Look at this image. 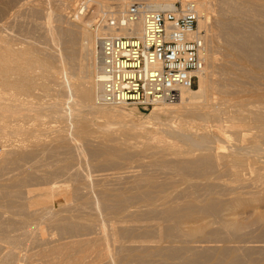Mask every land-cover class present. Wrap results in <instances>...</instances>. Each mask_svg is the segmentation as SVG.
I'll list each match as a JSON object with an SVG mask.
<instances>
[{
	"label": "bare ground",
	"instance_id": "6f19581e",
	"mask_svg": "<svg viewBox=\"0 0 264 264\" xmlns=\"http://www.w3.org/2000/svg\"><path fill=\"white\" fill-rule=\"evenodd\" d=\"M24 1L21 5L19 2L16 3H19L17 9L14 8V4L10 5L9 1L4 5L1 2L3 6L0 8V142L8 143V145L0 146V239H2L0 242L7 244L13 250L16 246H20L21 243L17 245L20 241L19 237L12 238L13 234H11L9 238L6 234L18 226L20 228L31 226L32 224L29 223L43 216L39 215V211L49 207L50 212L46 213L48 218L46 223L52 226L54 231L56 230L57 240L50 239L53 234L47 237L48 240L43 238V232H41L42 235L39 233L41 236H38L39 239L38 237L36 241L33 239L34 243L41 244V247L38 244L41 249L45 247L41 252H37L42 258V260L36 258L41 261L40 264H258L259 261L256 262L253 258L255 251L252 253L246 247L245 250L243 248L242 250H239L240 248L229 249L230 247L222 250L221 248L214 254V249L218 247L220 249L223 244L218 247L210 245L207 247L203 246V243L213 242L214 244L217 240L222 241V238L230 236L229 230L234 232L230 236L232 239H237L238 234H241L239 233L241 229L239 230L237 225H232L224 218V215L234 210L235 204L237 208H240L239 203L241 205L244 201L241 199L240 202L237 190L243 189L241 191L244 192L245 187L251 185V188L257 190L255 191L257 194L259 193L257 196H263L264 193V161H258L259 167L251 169V176V172L255 175L254 181L246 177L245 180L243 174L241 175L243 163L247 157L251 154H262L263 157L264 154L261 148L262 146L264 149V5L260 3V0H219L218 7L221 6L219 9L221 12L226 11L224 17L229 19L225 23L226 28L220 25L223 30H227L224 37L226 36L225 41L228 43L226 45L230 54L228 57L232 60L226 67L219 68L216 87H212L211 80L208 78L210 76H207V69L208 66H214L215 61L208 55L206 37H201L204 43L202 56L204 70L198 76V88L191 91L180 90L178 99L173 103L156 105L152 109L150 118L157 128L152 131L150 128L151 133H147L145 137L135 134L136 130L142 129L141 124L132 125L116 121L117 115L114 113L118 112L122 114L120 116H124L118 108L125 107H107L97 103L99 97L97 84L99 40L104 36L139 38L142 35V21L139 20L124 29L111 30L107 27L109 19L106 21L107 14L104 12L102 16H99H101V21L106 23L103 25L101 22L102 25H99L93 33L89 29L90 22L84 23L80 18L83 16L82 13H76V18L74 16L76 20L73 18L74 21L71 22L66 18L67 22L64 17L66 9L60 5L64 4H59L61 0H58L59 5L56 8H53L56 5L53 2L52 9L49 6L50 10L44 7L48 1L45 3L41 0L43 12L48 11L47 17L41 14L46 17L42 19L48 20L51 24L44 25L46 26L43 30L44 35L39 37L44 23H39L40 19L32 14L31 18L36 17L37 21L39 20L38 23L42 24L41 28L43 27L41 30L37 27L39 32L36 27H33L36 28L35 30L31 28L34 32H38L37 37L41 38L38 42L42 47L38 42L35 43L36 37V39L32 38L36 36L32 30L33 36L30 35L32 33L29 34V31H24L36 41H33L34 44L27 41L29 44L24 45L21 37L19 39V36H16L20 34V32L16 33L21 31L18 27L22 26L23 19L19 20L20 23L22 22L21 25L16 26V35H9L14 30V25L11 23L15 24L13 19L17 17L21 8L29 7L30 11L36 13L37 2L33 1L36 2L33 5L32 1L28 3ZM38 1L40 4V0ZM129 1L115 0V8L110 9L113 19L121 18ZM139 1H143L147 8L153 10H170L174 5V0ZM187 1L189 0H183V2ZM68 2L65 3L68 4ZM194 3L198 14L199 32V29L204 28L207 9L203 0H194ZM32 5L36 10H33ZM41 8L38 7L37 11H41ZM10 11L13 12L9 13ZM97 11L100 12L99 8ZM26 14L20 15L23 17ZM28 17H30L29 12ZM31 24L34 26L35 23L31 22ZM218 27H213L216 29L214 30L215 36L213 34L214 38L220 35L223 37ZM217 31L220 33L219 36H217ZM21 34L23 36V33ZM29 35L26 39L30 38ZM18 39L19 45L22 41L24 46L16 45ZM216 66L220 65L216 64ZM36 90L41 91L43 95L34 96ZM47 94H53V97L46 96ZM44 97H51L52 101L45 103L42 101ZM35 98L36 101H34ZM66 98L69 99L67 101L71 102L72 99L74 101L67 103L64 101ZM91 108H94L97 114L93 112L92 115L105 119L104 123H101L102 121L98 124L94 123L95 118L91 116L89 118L93 120H90L87 118L88 114L85 117L82 116L85 115L82 114L83 111L88 112ZM105 108H112V110L102 111ZM53 120L62 121L65 125L51 126ZM114 127L116 129H113ZM160 127H166V130ZM117 129L123 132L122 135H126L124 137L130 136L132 139L145 140L146 144H144L148 148L142 144L145 149L138 152L134 150V153H131L133 149L130 145L129 148L132 151L126 146L124 153L122 152L124 144L121 145L120 142L118 147L105 144V142L114 143L118 136L115 137L116 139L112 136V142L104 137L111 136L114 134L112 131L117 132ZM194 131L196 134L192 135ZM197 132L202 134H197ZM97 134L101 135V137L98 136L101 141L95 140L94 136ZM165 134L169 135L171 142L163 140L167 138ZM229 137H235L234 140L239 139L240 142H246L248 145L239 148L233 145L232 141L229 144ZM121 138L123 136L119 139ZM138 140L134 139L137 142ZM140 146L137 148L140 149ZM128 149L130 152L127 151ZM86 157L90 158L91 162L93 158L101 160L98 159L100 160L98 165L94 166L89 160L86 162ZM132 158L136 159L134 161L136 164L130 160ZM128 159L132 161V164L126 162L127 165H135L134 167L141 169L143 174L135 173L136 169H131L132 167L130 169L135 172L128 170L126 165L119 163V160L124 162ZM145 159H148V162H144ZM81 164L84 165L81 168L86 167V170L82 168V172L79 170ZM120 164L123 170L120 169ZM244 164L246 165L247 162ZM48 165H52L51 169ZM108 171V175L114 172L109 176L113 179V182L111 181L113 188H109L110 182L108 181L107 185L104 180L95 181L96 185H93L92 175L95 172L100 175ZM225 176L231 179H227L228 185L220 181L226 178ZM248 181L253 183L250 182V184ZM64 186L65 188L62 189ZM178 186H183L184 189L181 190L179 187L181 191L176 189L171 196L172 189L169 187ZM66 187L69 188L70 200L74 199V202L79 204L75 206L77 208L63 207L60 209V203H65L67 199L65 197L69 196ZM80 187H83L82 190ZM84 187L89 193L85 192ZM166 189H170V193ZM64 190L65 194L67 192L66 196L62 193ZM82 192L91 195L90 198H87L88 196L83 198L86 194ZM250 192L249 194L239 193L247 196L242 197L248 198L254 193ZM165 193L170 195H165ZM250 200L242 204L248 206L247 203ZM138 204L142 206H140L139 213L137 212L139 208H136V211L132 209V211L139 214L138 219L141 218L139 224L142 225L141 223H145L146 220L156 221V226L153 227V222L152 226H137L138 219L133 217L135 213H129V211H131L130 207ZM127 214L137 219L136 226H134L133 218L130 219L131 221H128L129 217L124 218ZM6 215L7 221L4 222ZM13 216H20L18 218L22 217V219L16 222ZM123 218L127 222L122 221ZM186 220L188 222L183 224ZM207 220L211 222L210 225L217 226L209 231L207 230L210 225L205 226L206 231L201 227L189 228V225H200L199 223ZM262 221H260L262 227L261 229L259 227L260 232L257 237L264 241V220ZM110 222L116 224L111 223L109 226ZM129 223H133V226H125ZM117 224L121 226L115 227ZM107 225L109 229L111 227V230H107L110 233L105 232ZM183 225L188 226L187 229ZM24 228L21 230L24 231ZM17 233L20 232L17 231ZM32 236L34 237V234ZM201 238L203 242H196ZM194 244H199V246H194ZM0 250L2 251V248ZM10 252L12 253H9L10 255L4 258V261L0 259L3 261L1 264L19 262V259H15L16 254L13 251ZM35 252L33 255L39 256ZM27 254L30 255V253ZM21 258L22 261L23 257Z\"/></svg>",
	"mask_w": 264,
	"mask_h": 264
},
{
	"label": "rangeland",
	"instance_id": "374dc122",
	"mask_svg": "<svg viewBox=\"0 0 264 264\" xmlns=\"http://www.w3.org/2000/svg\"><path fill=\"white\" fill-rule=\"evenodd\" d=\"M8 1H9V3L11 2V4L10 5H13L14 4V8L15 9H17V7H19V5H21V3H23L21 0H19V1H16L15 2V0H0V8H1V6H3L4 4H6V3H8ZM14 1V2H13ZM32 1V3H33V5H34V3H36L37 2V6L38 7H42L41 8V11H42V13H41V11L39 10V11H37L38 10V7H36L37 8V10H36V8H35V6H33V10L35 9L36 10V13L34 12V11H30V8L29 7H27V9L26 8H24V9H20V12L18 13V15H17V17L16 18H14L13 20H14V22H15V24L12 22L11 24H13L14 25V30H13V32H12V34H9V33H11V32H9L8 34L9 35H16V34H18L19 32H20V34L19 35H16V36H19L18 38L20 39V37H21V39L24 41V45H25V43H27V44H29V42H27V41H30V44H34L33 43V41H36L35 43H37L41 38H39V37H43V35H44V32H43V30H45V27L46 26H44V25H47L48 26V24L50 23L48 20H43L44 18H46L47 16H46V13H48V11L46 10V12H43V6H41L42 4H41V2L42 1H44L45 3L48 1H52V0H40V4H39V1L38 0H25L24 2L25 3H28V2H31ZM33 1H36V2H33ZM60 1V0H59ZM113 1V2H112ZM129 1V0H128ZM177 0H174V3L176 2ZM189 1H191V0H189ZM194 1V0H193ZM204 2H205V5H206V17H205V25H204V28L202 27L201 29H203L202 31H201V29H199V34H200V37H203V36H205L206 37V39H207V51H208V55H210L209 57L210 58H212L213 59V61H215V63L213 64L214 66H208L209 68L207 69V76H210V77H208L210 80H211V85H212V87H216V81L218 80L217 79V77H219L218 76V73H219V68L221 67V69L222 68H224V67H226L227 65H228V62H230L231 60H232V58H230V57H228V55H230L229 54V50H228V46H226L228 43H226L227 41H225L226 40V36L224 37V33H226L227 32V30H223V28H222V26L224 27V28H226L227 26H226V21H227V19H228V17H226V20H224L225 19V17H224V15H225V9H224V11L225 12H221V9H219V8H221V6H219L218 7V3L220 2L219 0H203ZM261 1H264V0H260V3L262 4V5H264V2H261ZM3 3V5H2V3ZM17 2H19L18 4H16ZM43 2V3H44ZM46 3L45 5H44V7L46 8V9H48V10H50L49 9V6H51V4H53L54 5V3L53 2H55L56 3V5H54V7L53 6H51L50 8L52 9V7L53 8H56V6L58 7V5L60 4V3H63L64 5H62V4H60L61 6H64L65 7V9H66V12H64L65 13V15H64V13H63V15H64V17H65V20H66V18H67V20L69 21V22H71V21H74L73 20V18H74V16H75V18H76V13L78 14H80V13H82V15L83 16H80V18H82V21L85 23H87L88 21L90 22V27H89V29L94 33V30H96V28L99 26V25H102V24H100L102 21H101V16H102V13H104V14H107L106 16H107V19H106V21L109 19H111L112 18V13H111V10H113L114 8H115V4H114V2H115V0H70L69 2H68V0H64V2H63V0H61L60 2H59V4L57 3L58 2V0H53L52 1V3L50 2V3ZM65 2H68V4L67 3H65ZM72 2V3H71ZM74 2V3H73ZM143 3V1L141 2V1H139V0H131V1H129V2H127V5L128 6H130V5H132V4H142ZM47 4H49L48 5V7H46V5ZM65 4H67L66 6H68L69 4L71 5H69L68 7H66L65 6ZM89 4V5H88ZM144 4V3H143ZM9 5V4H8ZM16 5H18V6H16ZM102 7V9H100V7ZM107 5V6H106ZM127 6V7H128ZM70 7V8H69ZM29 8V9H28ZM98 8H99V10H100V12L99 11H97L98 10ZM40 9V8H39ZM64 9V10H65ZM108 9V10H107ZM111 9V10H110ZM24 12H22V11ZM32 10V9H31ZM106 10V11H105ZM222 10H223V8H222ZM45 11V10H44ZM69 11V12H68ZM108 11H109V13H108ZM13 11H10L9 13H12ZM22 12V13H21ZM25 12H27V14L25 13ZM28 12H29V16L30 17H28ZM37 12H39L38 14H39V16H38V14H37ZM66 13H67V15H66ZM97 13V14H96ZM223 13V14H222ZM227 13V12H226ZM20 14H22V15H24V14H26V16H21ZM31 14V15H30ZM32 14H35V16H37V19H40V22H39V20L37 21V19H36V17H34L35 19H33V18H31L32 17ZM41 14L42 15H45V16H41ZM112 14V15H111ZM21 16V18H20V16ZM99 15H101V16H99ZM18 16H19V19H18ZM30 18V19H33L34 21H36V22H34L33 20H30V19H28V18ZM40 17V18H39ZM42 17H44L43 19H42ZM74 18V19H75ZM16 19V20H15ZM23 19V23H22V26H20V27H18V25L20 24L21 25V23H20V21ZM24 19H25V21H24ZM28 21H27V20ZM42 19V20H41ZM48 19V18H47ZM12 20V21H13ZM20 20V21H19ZM66 20V21H67ZM76 20V19H75ZM229 20V19H228ZM30 21V22H29ZM47 21V22H46ZM67 21V22H68ZM92 21V22H91ZM17 22H18V24H17ZM25 22V23H24ZM31 22L32 23H35L34 24V26H33V24H31ZM44 23L43 24V29L41 28V26H42V24L40 25L39 23ZM52 22V21H51ZM27 23V24H26ZM30 23V24H29ZM103 23V22H102ZM106 23V22H105ZM105 23H103V25L105 24ZM17 24V25H16ZM29 24V25H28ZM38 26H37V25ZM51 24V23H50ZM49 24V25H50ZM208 24V25H207ZM222 26H221V25ZM224 24V25H223ZM28 26V28H27V26ZM39 25H40V27H39ZM54 25V24H53ZM215 25H220L219 27L218 26H215ZM18 27V30H21V31H18L17 32V27ZM207 26H209L208 28H210V29H208L207 28ZM33 27H38L40 30L42 29V31H40L38 28L36 29V28H33ZM213 27H218V29H221V30H218L221 34H223L222 36L223 37H221V35L219 36V32H218V35L217 36H219V37H215L214 38V36H215V32H214V30H216L215 28H213ZM19 28H21V29H19ZM23 28V29H22ZM26 28V29H25ZM31 28H33L34 30L36 29V30H38V32H39V37H37V31H33ZM207 28V29H206ZM28 29V30H27ZM16 30V31H15ZM24 30H26V31H29V34L30 33H32L31 32V30L33 31V33L35 34L36 33V36L32 33V34H30V35H34V37H32V36H30L27 32V35H29L30 36V38L28 37L27 39H26V34H25V31ZM197 30H198V26H197ZM210 30H211V32H210ZM24 31V32H23ZM15 32H17L16 34H15ZM208 32H210L209 34H208ZM214 32V33H213ZM7 33V32H6ZM21 33H23V36H22V34ZM206 33L208 34V35H206ZM8 34H5V36H8ZM213 34H214V36H213ZM26 35V36H25ZM208 36V37H207ZM209 36H211V37H209ZM24 37H25V39H24ZM33 39H36V40H32V38ZM36 37V38H35ZM15 39H16V37H14ZM39 38V39H38ZM220 38V39H219ZM19 39H18V41H16V45L17 46H19V47H21L23 44H22V41H21V45H19L20 43H19ZM224 39V40H223ZM17 40V39H16ZM218 42V44H217V42ZM32 42V43H31ZM224 42V43H223ZM40 42H38V44H39ZM23 45V46H24ZM39 45H41V44H39ZM223 45V46H222ZM41 47H42V45H41ZM97 46H95V48H96ZM209 49H210V51H209ZM217 51V52H216ZM219 51V52H218ZM218 53V54H217ZM220 53V54H219ZM225 56V57H224ZM228 57V59H226ZM83 64V63H82ZM216 64L218 65H220V66H216ZM224 66V67H223ZM205 67H206V63H205ZM214 67V68H213ZM208 74H210V75H208ZM198 81H199V79L195 82V85H194V88H193V90H196L197 88H198ZM38 90H36V91H34V96H36V95H38V94H40L39 95V97L40 96H42L43 94L42 93H40V92H37ZM46 96H51V97H53V94H47ZM51 97H44L43 98V100L42 101H44L45 103H47V102H50V101H52V99H51ZM47 99H49V101L47 100ZM55 99V98H54ZM53 99V100H54ZM72 99V98H71ZM70 99V100H71ZM67 100H69V99H67L66 98V100H64V101H66L67 103H71L72 101H74L73 99L71 100V102L70 101H67ZM34 101H36V98L34 99ZM33 101V102H34ZM156 106H154L153 108H150V109H148V110H141V109H137V108H135V107H132V106H126L125 108H118V111H120L121 113H123V115L124 116H120V115H122V114H119L118 112H115L114 114L115 115H117V119H116V121H122V122H126V124H134V125H137V124H141L142 125V129L141 130H136L135 131V134L137 135V136H141V137H145V135L147 134V133H151V131H152V129L154 130V129H156L157 128V126H154V123H152V122H154L153 120H151V112L153 111L152 109H154ZM107 110H112V108H105V110H102V111H107ZM92 112V113H91ZM95 113V115H97L96 114V111L94 110V108L92 109H90V111H83V113L82 114H85V115H82V116H86L87 114L89 115L87 118H89V117H91V118H95V120L93 121L94 123H96L97 122V124L98 123H100L101 121V123H104L105 122V119H101L100 117L99 118H97V116H94V115H92V114H94ZM122 117H124V118H122ZM132 118V119H131ZM163 118V117H162ZM90 119V118H89ZM93 119H90V120H93ZM130 121V122H129ZM54 123V124H53ZM60 123V124H59ZM62 124V125H61ZM63 125H65L64 124V122H62V121H58V120H53V122H52V124H51V126H54V127H62ZM146 125V126H145ZM149 127V128H148ZM153 127V128H152ZM151 128V129H150ZM161 129H163V130H166V127H160ZM113 129H116V127H114ZM112 129V130H113ZM151 131H150V130ZM118 130V129H117ZM119 131V132H118ZM117 132L114 130V131H112L114 134H112L111 136L109 135L108 137H104V139H110V141L112 140L111 139V137L112 136H114V139H116L117 138V136H118V140L116 139V140H114V143L112 142V143H110L109 144V142L108 143H106L105 142V140H103L104 142H105V144H108V145H110V146H113V147H118L120 144L122 145V144H126L127 142H129L128 143V145L126 144L125 146L124 145H122L123 146V150H122V152L125 150L124 149V147H126V146H128V148H129V146L130 145H132L133 147H135V148H133L132 146H130V148H132L133 149V151L131 152V153H134V150L135 151H142L143 150V148L145 149V147H147L148 148V146L147 145H145L146 144V142H145V140H143V139H137V138H133L132 139V137H130L129 135V137H124V136H126V135H122V133L123 132H121V130H118ZM121 133V134H120ZM194 134H196V131H194V132H192V135H194ZM197 134H202L201 132H197ZM121 135V136H120ZM98 136H100L101 137V135L100 134H97V136L95 135L94 137L96 138H94L95 140H98V141H101V140H99L100 138L98 137ZM123 136V138H121V139H119L120 137H122ZM162 136H164V134L162 135ZM167 136V134H165V137ZM169 136V135H168ZM167 136V138H163V140H165V141H167V142H171V138L170 137H168ZM116 137V138H115ZM124 138H125V140H127V141H125L124 140ZM170 138V139H169ZM134 139L135 140H138V142L137 141H134ZM232 139V140H231ZM234 139H236L235 137H229L228 138V140H229V144L231 143V141H232V144L233 145H237L239 148H242V147H246L248 144L245 142H243L241 139V141L243 142H240L239 141V139L238 140H234ZM124 140V141H123ZM102 141V142H103ZM107 141H109V140H107ZM237 141V143H235ZM3 142H5V141H1L0 142V146H5V145H8V143H3ZM103 142V143H104ZM116 142V143H115ZM119 142H120V144H119ZM138 144H137V143ZM143 142V143H142ZM2 143H3V145H2ZM145 143V144H144ZM113 144V145H112ZM134 144V145H133ZM145 146H143V145ZM231 144V145H232ZM142 147H141V146ZM122 146H120L121 148L120 149H122ZM140 146V149H138L137 147H139ZM261 148H262V150H264L263 149V147L261 146ZM127 150L128 152H130V150ZM150 150V149H149ZM126 151H124V153H125ZM148 152V151H147ZM252 155H254V156H252ZM258 156H260L261 158H259ZM252 157V158H251ZM255 157V158H254ZM263 157H264V154H263ZM262 157V154H251L250 155V157H247L246 159H245V161H244V163H246L247 162V166L243 163V168H242V170H241V175L243 174V179H245L246 180V178L248 179V180H251V179H249V178H252V181H254V177H255V175L253 174L254 172H251L252 173V176H251V174H250V171H252L251 169H256V168H258L259 167V162L258 161H264V158ZM248 158H250L249 160H248ZM90 159V158H89ZM89 159H87V157H86V162L89 160ZM98 159H100V158H98ZM98 159H96L95 158V160H94V158H93V161L92 162H96V163H92L90 160V162H91V165H93L94 164V166H96V165H98V163H99V161L101 160H98ZM92 160V159H91ZM97 160H98V162H97ZM129 160V159H128ZM122 161V162H120L121 160H119V163H121L122 165H126L127 167H128V170H131V169H133V168H135L133 165H129V164H132L131 162L132 161H130V160H133V158L132 159H130L129 161ZM136 159H134L133 160V164H136V162L134 163V161H135ZM243 160H244V158H243ZM247 160V161H246ZM88 161V162H89ZM126 162H129V164L127 165V163ZM144 162H148V159H145V161ZM250 163H252V164H250ZM89 164V163H88ZM121 164H120V169L121 170H123V166H121ZM83 164H81L80 165V168H79V170H81V172H82V170L85 168V170H86V167H82L81 168V166H82ZM245 165V166H244ZM84 166V165H83ZM51 167H52V165H48V168L49 169H51ZM132 167V168H131ZM87 168H89V167H87ZM131 168V169H130ZM246 168H247V170H246ZM136 169V168H135ZM139 169V168H138ZM136 169V172H135V170H131V171H134L135 173H139V175L140 174H143V173H141V172H143L141 169ZM244 169L246 170V171H244ZM243 172V173H242ZM246 172H247V174H246ZM96 173H98V172H95V174H93L92 175V181L94 182L93 183V185H96V183H95V181H100L101 182V180H104V182L107 184V182L109 181L110 182V186H109V188H113V184H112V182H113V179L112 178H110L109 176L110 175H112V173H114V172H112V173H110V175H108L109 174V171L106 173H100V175L99 174H96ZM261 173H263V172H261ZM262 176H263V174H261ZM9 176V175H8ZM11 176V175H10ZM101 177L100 179H98L99 177ZM102 176H103V178H102ZM104 176H105V178H104ZM228 176V175H227ZM93 177H96V178H94L93 179ZM160 177V176H159ZM226 177V176H225ZM246 177V178H245ZM161 178V177H160ZM175 178V177H174ZM177 179H179L178 177H176ZM172 179H173V177H172ZM171 179V180H172ZM176 179V180H177ZM225 179V180H224ZM227 179H230V177L228 178V177H226V178H223L222 180H220L221 181V183L222 184H225V185H228V183L229 182H227L228 180ZM175 180V179H174ZM175 180V181H176ZM231 180V179H230ZM112 181V182H111ZM199 181V180H198ZM219 181V182H220ZM223 181V182H222ZM224 181H226V182H224ZM264 181V180H263ZM249 183L251 182V181H248ZM221 183H218V184H221ZM248 183V184H249ZM251 183H253V182H251ZM250 183V184H251ZM108 185V184H107ZM112 185V186H111ZM66 186H68V185H66ZM247 186V185H246ZM250 186V187H249ZM249 186H247V187H245V189L247 188V190H245L244 189V192L243 191H241V190H243V189H241L240 191L239 190H237L236 191V193H237V195L240 197L239 199H240V202L242 201L241 199H243L244 201H242V203L243 202H245V201H247L248 199L250 200V199H252V200H250L249 201V203H247L248 204V206L247 205H244V204H242L241 203V205H240V203H239V207L240 208H237L238 206H237V204H235V206H234V210H232V212H227L228 214L225 216L224 215V218H226V221L227 222H231V224L233 225V224H235V226L237 225V228L240 230V232L239 233H241V234H238V237H239V239H238V237H237V239H235V238H233L232 239V237H230L231 236V233L233 234L234 232H232V230H229L230 232V236L229 235H227L228 237V239L227 238H222V241L221 240H217V241H215L214 242V244H213V242L212 243H210V244H206V243H203V246H207V247H209V245L210 246H219V245H221V244H223V245H221L220 246V249H219V247H218V249L216 248V249H214L215 251L213 252L214 254L215 253H217V252H219L220 250H221V248H222V250L224 249V248H229V249H231V248H234V249H237V248H240L239 250H242L241 248H243L244 250H245V247H246V249L248 248V250L250 249L251 251H252V253H254V251H255V257L253 256V258H254V260L257 262V261H259V262H257L258 264H264V250H263V247H264V241L263 240H261V239H259L257 236H258V232H260V229H261V227H262V225H261V222H263L262 221V219L264 220V193H263V196L261 195H259V196H257L258 194H257V192H255V191H257V190H253L252 188H251V185H249ZM68 187H70V186H68ZM68 187H66V191L68 192V194H69V196L67 195V192H66V194L64 193L65 192V190L64 191H62V193L63 194H65V196L67 195V197H65L64 195V197H65V199H66V201H65V203H60V205H61V207H60V209H62L63 207H68V208H74L76 205H79V204H77L76 202H74V199H71L70 200V192H69V188ZM94 187V186H93ZM179 187L181 188V190H183L184 189V187L183 186H178V187H169L170 189H172L171 190V193H170V189L168 190V189H166V190H168V192L171 194V196L174 194L173 192H175L174 190H178L179 189ZM65 188V186L62 188V189H64ZM81 188V190H82V188L83 187H80ZM183 188V189H182ZM249 188H251L250 190H249ZM84 189H85V192L87 191L88 193H89V191L88 190H86V188L84 187ZM83 189V190H84ZM80 190V191H81ZM180 189L178 190V191H181ZM251 191V192H250ZM85 192H82V193H85ZM166 192V191H165ZM245 193V194H249V192L250 193H252V192H254V193H252V194H250V196L248 197V198H245V197H247L246 195H244V194H240V193ZM81 193V192H80ZM168 193V194H169ZM86 194V193H85ZM84 194V195H85ZM168 194H166L165 193V195H168ZM169 194V195H170ZM253 194H254V196H257V197H254L253 196ZM256 194V195H255ZM260 194H262V193H260ZM83 195V194H82ZM245 196V197H242V196ZM86 196H88L87 198H90V196H89V194L87 195H85V196H83V198H86ZM254 198H253V197ZM251 197V198H250ZM68 198H69V200H68ZM68 201H71V202H73V203H70V202H68ZM248 202V201H247ZM246 204V203H245ZM243 205V206H242ZM70 206V207H69ZM140 206H141V204H138L137 206L135 205V206H132V207H130L131 208V211H129V213L130 212H132V213H135V211H136V208L138 209L137 210V212L139 213V211L141 210L140 209ZM142 207V206H141ZM235 207H236V209L238 210H236L235 211ZM75 208H77V207H75ZM129 209V208H128ZM132 209L133 210H135V211H132ZM42 211H39L40 213H39V215H43L42 217H38L37 218V221H33V223H29L30 225L32 224L33 225V227H32V225L31 226H28L27 225V227L26 228H24V227H22L21 226V228H24V231H23V229L21 230V228H20V226H18V227H16V229L14 228V229H11L9 232L10 233H7L6 234V237L8 236L9 238H11V234H13V236H12V238H14V236L15 237H19L18 239H20V241L18 242V244L17 245H20V243H21V245L20 246H16V248L14 249L15 250V252H14V250H13V248H11L10 249V247L9 246H7V244H5L4 245V243H1L0 242V249L2 248V251L0 250V259H4V258H6L8 255H10L9 253H12V252H10V251H13V253H15L16 254V260L17 259H19V262H17V264H40V262L41 261H39V260H42V258L40 257V255L39 254H37V252L39 253V252H41L42 250H44V248H43V246H42V248L43 249H41L40 247H41V244H39V242H35L36 243V245H35V243H34V240L36 239L37 240V237L39 236V237H41L40 235H39V233H41V232H43V238H45V239H47V237H49V236H52V234H53V237H50V239L52 238L53 240H57V232H56V230L54 231V228L51 226H49L47 223H46V221L48 220V218L46 217V215L50 212L49 210V207L47 208V207H45V208H42L41 209ZM88 210V209H87ZM130 210V209H129ZM44 211H45V213H44ZM89 211V210H88ZM235 211V212H234ZM47 213V214H46ZM131 213V214H132ZM45 214V215H44ZM226 214V213H225ZM128 215V216H127ZM126 216L124 215V218L125 217H129L127 220L128 221H131L130 219L131 218H133V217H135V218H137L138 219V215L139 214H137V213H135V215L133 216V214H132V216L130 215V214H127ZM130 215V216H129ZM137 215V216H136ZM6 218V220L4 219V222H6L7 221V215L5 216ZM18 217H20V216H18ZM18 217H16V216H13V219H14V221H16V222H19L21 219H22V217L21 218H18ZM44 219V220H42V219ZM45 218H46V220H45ZM122 219V221H124V222H127L126 221V219ZM232 218V219H231ZM19 219V220H18ZM132 219V220H134V226H136V222L138 221V224H137V226H152V224H153V227L154 226H156L157 225V222L156 221H147V223H146V221H145V223L143 222L144 220H142V222L143 223H141L142 225H140L139 224V220L141 221V218L140 219ZM18 220V221H17ZM38 220H39V222H38ZM42 220V221H41ZM137 220V221H136ZM41 221V222H40ZM261 221V222H260ZM36 222V223H35ZM43 222V223H42ZM48 222V221H47ZM153 222V223H152ZM186 222H188L187 220L185 221V222H183V224L184 223H186ZM206 222V223H205ZM111 223L112 222H110V224H109V226L111 225ZM133 223H129V224H125V226H133L132 224ZM152 223V224H151ZM156 223V224H155ZM210 221L209 220H207V221H203V222H201V223H199L200 225H197L196 224V226L195 225H189L190 227L189 228H204L205 229V231L207 230L206 228H205V226L206 227H208V225H210ZM42 224V225H41ZM108 224V223H107ZM112 224H116V223H112ZM145 224V225H144ZM204 224V225H203ZM38 227H37V226ZM41 225V226H40ZM43 225H45V226H43ZM261 225V226H260ZM36 226V227H35ZM40 226V227H39ZM108 226V225H107ZM109 226H108V228H106V233L109 231V230H111V227H110V229H109ZM119 226H121L120 224H117V225H115V227H119ZM184 226V225H183ZM194 226V227H193ZM217 226V225H216ZM216 226H214V225H210L209 226V228H208V230L207 231H209L210 229H214V227H216ZM244 226V227H243ZM30 227V228H29ZM46 227V228H45ZM188 227V226H187ZM187 227L186 226H184V228L185 229H187ZM259 227H260V229H259ZM31 230H29V229ZM38 228V229H37ZM49 228V229H48ZM52 228V230L50 231V229ZM183 228V229H184ZM242 228H244V230L242 229ZM26 229V230H25ZM37 229V231H35ZM39 229H40V232H39ZM109 229V230H108ZM258 229V230H257ZM13 230H14V233H13ZM16 230V231H15ZM28 230V231H27ZM46 230H47V232H46ZM50 231V233H49V231ZM108 230V231H107ZM257 230V231H256ZM17 231L18 232H20L19 234L17 233ZM33 231V232H32ZM35 231V232H34ZM242 231V232H241ZM23 232V233H22ZM28 232V234L26 235V233ZM54 232V233H53ZM244 232V233H243ZM252 232H254L253 233V236H252ZM17 233V234H16ZM37 233V235H35ZM108 233H110V232H108ZM247 233H249L248 235H249V237H248V235H247ZM9 234V235H8ZM22 236H21V235ZM25 234V235H24ZM32 234H34V237L36 236V238H34L33 236H32ZM47 234H48V236H47ZM237 234V233H236ZM17 235V236H16ZM41 235H42V233H41ZM55 235V236H54ZM246 235V236H245ZM25 238H24V237ZM31 236V237H30ZM233 236V235H232ZM235 236V235H234ZM251 236V237H250ZM1 237V236H0ZM39 237H38V239H39ZM27 238V239H26ZM54 238H56V239H54ZM242 238V239H241ZM16 239V238H15ZM23 239H25L24 241H23ZM32 241L33 239V241L31 242L30 240ZM49 239V238H48ZM47 239V240H48ZM227 240V241H224V240ZM252 239V240H251ZM255 241H257V242H255ZM0 240H2V239H0ZM29 240V241H28ZM35 240V241H36ZM203 242V240H202V238L201 239H197V241L196 242ZM204 241H206V240H204ZM207 241H209V240H207ZM218 241H219V243H218ZM236 241V242H235ZM247 241V242H246ZM249 241V242H248ZM259 241V242H258ZM24 242V243H23ZM228 242V243H227ZM230 242V243H229ZM241 242H244V244L242 243L241 244ZM250 242H251V244H250ZM262 242V243H261ZM23 243V244H22ZM25 243H27L26 244V246L24 245ZM31 244V243H33L32 245H29V244ZM247 243V244H246ZM259 243H261V244H259ZM40 245V247H39V245ZM212 244V245H211ZM241 244V245H240ZM249 244V245H248ZM258 244V245H257ZM24 245V246H23ZM199 246V244H194V246ZM201 245V244H200ZM233 245H235V246H233ZM238 245V246H237ZM245 245H247V246H245ZM253 245H255V246H253ZM32 246L34 247L35 246V248H32ZM193 246V245H192ZM232 246V247H231ZM240 246V247H239ZM249 246V247H248ZM252 246V247H251ZM257 246V247H256ZM263 246V247H262ZM25 247H26V249H25ZM28 247H30V248H28ZM40 249H39V248ZM213 247V248H214ZM255 247L257 248V249H255ZM212 248V247H211ZM8 249V250H7ZM18 249V250H17ZM19 249H21L20 251H19ZM30 249V250H29ZM39 249V250H38ZM262 249V250H261ZM4 250V251H3ZM10 250V251H9ZM25 250V251H24ZM33 250V251H32ZM36 250H38V251H35ZM29 251H31V252H29ZM260 251H263V252H260ZM4 252V253H3ZM24 252V253H23ZM33 252V253H32ZM34 252H35V254H37V255H39V256H34L33 254H34ZM26 253V254H25ZM27 253H30V255L29 254H27ZM260 253V254H259ZM261 253H263V254H261ZM5 254H7V255H5ZM33 256H32V255ZM260 256H259V255ZM3 255H5V257H3ZM27 255V256H26ZM29 255V256H28ZM27 257V259H24V258H26ZM3 257V258H2ZM21 257H23V260L21 261ZM30 257H32V258H30ZM38 257V258H37ZM261 257V258H260ZM37 258V259H39V260H37L36 259V261H38V263L35 261V259ZM259 259V260H258ZM261 259V260H260ZM2 260H0V264H1V262H3ZM22 263H21V262ZM29 261H30V263H29ZM32 261V262H31ZM263 261V262H262ZM24 262V263H23ZM34 262V263H33ZM36 262V263H35ZM255 262V263H256ZM16 263V262H15ZM13 264V263H12ZM42 264V263H41Z\"/></svg>",
	"mask_w": 264,
	"mask_h": 264
},
{
	"label": "built area",
	"instance_id": "2783aa9c",
	"mask_svg": "<svg viewBox=\"0 0 264 264\" xmlns=\"http://www.w3.org/2000/svg\"><path fill=\"white\" fill-rule=\"evenodd\" d=\"M139 20L143 26L139 38L99 40V105L148 110L173 103L180 90H193L204 70L194 1L177 0L170 10L132 4L120 19L108 20L107 27L124 29Z\"/></svg>",
	"mask_w": 264,
	"mask_h": 264
}]
</instances>
